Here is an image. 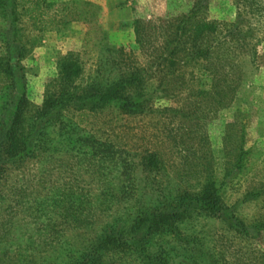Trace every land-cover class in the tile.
<instances>
[{"label":"rangeland","instance_id":"1","mask_svg":"<svg viewBox=\"0 0 264 264\" xmlns=\"http://www.w3.org/2000/svg\"><path fill=\"white\" fill-rule=\"evenodd\" d=\"M4 1L16 12L0 14V56L7 55L3 44L6 38H15L25 47L20 64L24 67L25 96L30 110L42 104L49 82L58 75L61 57L67 53L79 57L84 65V80L89 82L95 77L102 56L111 54L108 49L114 48L116 52L118 47H125L121 55L127 63L135 53L139 63L152 65L147 66L151 82L143 90L154 94L155 112L116 118L107 110L105 117H89L82 125L91 132H99L102 138L110 137L136 155L161 153L167 165L181 169L184 182L192 191L206 178L213 182L220 203L235 211L250 227L251 236L238 235L215 219H197L187 229L203 230L208 243L219 241L221 247L217 249H221L226 262L231 263L237 257L240 264H260L264 260V66L254 69L248 65L237 95L223 109L222 105L229 100H223L222 94L212 87L230 79L227 66H206L214 80L206 76L201 65L200 71H193L195 79L169 75L162 85V78L154 74L159 68L158 61L150 56V51L141 52L136 38V24L142 21L147 26L145 32L154 41L150 46L162 44L161 36L169 28L168 21L176 25L196 0H42L46 15L36 24L21 15V6L13 4L16 0ZM205 1L207 8L202 13L208 20L222 23L237 18L238 0ZM12 21L13 31L5 37L4 30L9 31ZM252 22L256 36L264 39V18ZM259 50L264 54V41ZM168 70L174 68L169 66ZM3 86L0 78V97ZM163 88L166 90L162 91ZM203 99H209L208 103H202L203 107L186 110L184 121L196 124L198 132L191 137H179L181 146H193L190 153H179L167 130L173 127L176 115L182 114L180 108L185 103ZM74 119L78 120L77 116ZM185 128L186 125L184 132ZM205 142L210 145L206 143L203 148ZM59 146L54 155L24 156L8 163L0 157V264H19L20 255L31 254L28 259L33 257L38 264L43 260L62 263L67 249L83 252L119 214L114 204L111 207L102 203V193H109L119 179L117 171L106 170L102 174L89 159L73 156L70 152L75 149L68 151L63 143ZM205 148L213 154L211 171L205 176L200 167V176L197 168V176L195 173L191 177L188 166L182 165V156L187 155L195 165L201 161ZM190 168L194 172L195 168ZM148 176V172L143 174L147 182ZM152 176L150 183L154 182ZM119 206L123 209L125 203Z\"/></svg>","mask_w":264,"mask_h":264},{"label":"trees","instance_id":"2","mask_svg":"<svg viewBox=\"0 0 264 264\" xmlns=\"http://www.w3.org/2000/svg\"><path fill=\"white\" fill-rule=\"evenodd\" d=\"M18 1H13V4L21 6V15L30 17L35 24L46 15L44 1ZM236 7L239 13L235 20L219 23L203 15L202 9L207 8L206 1L196 0L193 8L181 16L176 25L168 21L169 28L161 36L162 44L154 48L150 46L154 41H151L148 31L145 32L147 26L138 21L137 42L141 52L150 51V56L162 68L154 71L156 76L162 78L160 84L164 85L163 79L175 74L183 79H195L193 71H200L201 65L206 76L213 79L214 75L207 65L227 66L231 72L230 79L214 85L212 90L214 88L222 94L223 100H229L221 108L231 105L243 83L248 65L254 69L264 66V54L259 50L264 39L256 36L257 31L252 28L253 19L261 22L264 18V0H238ZM240 8L244 9L241 11ZM9 12L15 14L16 9L0 0V14ZM7 30L3 31L5 37L13 31V21ZM3 44L7 55L0 56V78L4 82L0 97L2 161L8 163L24 156L54 155L59 144L63 143L68 146V151L75 149L70 152L73 156L92 161L98 172L105 174L107 170L119 174L109 193H102L103 201L98 199L111 207L113 204L117 206L115 211L119 214L83 252L67 249L59 264H240L237 257L231 263L226 262L221 249H217L221 247L220 242L208 243L203 230L187 229L197 219H215L238 235L251 236L250 227L235 211L220 203L213 182L206 178L192 191L184 182L181 169L174 164L167 165L161 153L152 151L148 152L150 155H136L120 147L110 137L102 138L99 132H91L82 125L89 117H105L107 110L116 118L145 116L155 112L154 94L143 90L151 82L152 76H149L147 66L152 65L139 63L135 53L127 63V59L121 55L125 47H118L116 52L114 48L108 49L107 52L111 51V54L105 58L102 56L97 73L89 82L84 80V65L79 57L73 52L67 53L61 57L58 75L49 82L42 104L30 110L25 96L24 67L20 64L25 47L15 38H6ZM169 66L174 70H168ZM165 90L163 88L162 91ZM192 102L180 108L182 114L176 112L179 115L171 123L173 127L167 130L168 137L176 142L175 149H179V153H190L193 148L190 144L181 146L179 137H191L198 132L196 124L194 127L184 121L187 108L203 107L202 103H208L209 99ZM75 116L78 120L74 119ZM205 144L210 145L205 142L203 148ZM210 150L205 148L201 161L195 165L190 163L187 155L182 156V165L188 166L191 177L195 173V176L198 173L200 176V167L204 169L205 176L211 171L209 166L213 154ZM192 166L195 170L191 173ZM146 172L149 173L148 182L143 177ZM151 175L153 183L149 181ZM164 177L167 180L163 181ZM121 202L125 203L123 209L119 206ZM211 248L217 250L213 252ZM31 255H20L19 264H33V257L28 259ZM259 263L264 264V260L261 259ZM34 264H38V261ZM41 264L50 263L43 260Z\"/></svg>","mask_w":264,"mask_h":264}]
</instances>
